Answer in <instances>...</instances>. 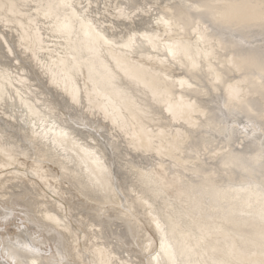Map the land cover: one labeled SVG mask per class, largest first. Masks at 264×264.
<instances>
[{"label": "bare ground", "instance_id": "1", "mask_svg": "<svg viewBox=\"0 0 264 264\" xmlns=\"http://www.w3.org/2000/svg\"><path fill=\"white\" fill-rule=\"evenodd\" d=\"M150 1L0 0L47 66L0 32V264H264V0Z\"/></svg>", "mask_w": 264, "mask_h": 264}, {"label": "rangeland", "instance_id": "2", "mask_svg": "<svg viewBox=\"0 0 264 264\" xmlns=\"http://www.w3.org/2000/svg\"><path fill=\"white\" fill-rule=\"evenodd\" d=\"M149 1L150 0H134V3H142V6L144 8H147V7H149V4H148ZM102 2H103V6L102 7L103 8L104 7L106 8V11H107L108 14H111L112 11L115 12V10L110 6V3L108 2V0H102ZM150 2H152V1H150ZM30 7H32V6H30ZM163 13H164V11H163ZM112 15H113V13H112ZM112 15H109V16L111 17ZM31 16H32L31 18H33L34 17V14H31ZM20 18L21 19H19V16H10L9 14H4L3 12H1V7H0V32L4 34V37L7 39V41L10 44H12L14 46V48L16 47L17 52L20 53L18 55L16 54L18 57H16V56H12L11 57V63L14 64V65H17V63L19 61H24L26 63L25 58L28 57L30 59V63L28 64L30 67L32 66V67H35V68H40V67L46 68L47 66H45L44 63H42L40 61L41 55L38 54V50L44 49V47H42L44 45V41L42 39L43 34H42L41 26H39L35 20H32L31 19L30 21H28L26 18H22V17H20ZM6 19H10L12 21V24L13 25H11V21L10 20L6 21ZM20 22H22V25H20ZM141 28H143V26ZM164 29H165V26L161 24L158 27V32L160 34H163L164 33L163 32ZM251 32H253V31H251ZM17 35H18V37H17ZM11 36H13L15 38V41H16V44L15 45L13 44L12 41H10V37ZM19 37H25L26 38L25 40L27 42H29V43L19 44L17 46V43L19 42V40H18ZM260 37H261V39L264 38L263 36H260ZM260 37H258V38L260 39ZM162 38H164V37H162ZM39 41H40V43L38 44ZM242 42H243V44L245 46H246V44H249V43H245L244 41H242ZM12 45L10 47H8L4 43V41L2 40V47H3L2 48V53H3V55H5V54L7 55L8 49L9 48H12L13 47ZM17 47L20 48L19 51H18V48ZM233 73H234V75H237L236 72H233ZM37 80L40 81L41 79L37 78ZM42 81H40L39 83H34V82L33 83L36 86H38ZM54 100L55 101H53V103L54 104L57 103V105H59V103L56 101L57 98H54ZM168 105L169 104L166 102V106H168ZM59 108H60V106H59ZM160 110L162 111V115L165 117V120L168 121L169 124L174 125V124L177 123L176 120L172 116H169L168 114H166V108H165V106L161 107ZM62 111H65V110L63 109ZM238 117H242V116L238 115ZM241 120L247 121V120H245L243 118H241ZM160 123H163V122L160 121ZM160 123L144 124V125L141 126V128H143V130L145 132L152 133L153 134L158 129V125ZM90 130L92 131L93 129H90ZM240 137H241V135L238 134V133H236V135H233L234 141L231 142L233 144V149H239V146H238L239 144L238 143L240 142L239 141V138ZM240 143H242V142H240ZM220 144L222 145L221 146V148H222V147H224L225 142H222ZM220 144H218V145L220 146ZM203 151H206V155H204V156H206V163H213V162H215V159H213V158H207V156L212 157V156L215 155V151H213V148L212 147L210 149L209 148L208 149H204ZM174 154L177 155V156H179V157H181L178 152H174ZM20 158H21V161L24 162V164L23 165L15 164V168L23 169V170L30 169V167H31V161L29 159L27 160V159H25L23 157H20ZM146 158L148 159L147 156L144 157V158L142 157V159H144L143 161L146 160L145 163H147V162L148 163H152V162H149V160H147ZM156 158H158L157 155L154 156L153 160H155ZM49 165H51V163ZM14 169H11V171L14 170ZM48 170H52L55 173H58L59 175L61 174L59 168L56 167L55 165H51L50 166V169H48ZM30 176L31 175H29V177ZM40 185L42 187H44L41 182H40ZM62 186H63V188L68 189V187H70L71 185L68 184L66 180H63L62 179ZM71 187L67 191H70L71 190V191H73L72 193H75L74 188L72 187L73 189H71ZM78 198H79V200H77ZM59 199H60V201L62 203L61 213L63 215H65V216H67L68 218L70 217L68 215V211H69L70 205H75L76 202H77V204H80L81 201H82L80 196L75 197V198H73L71 200H67L66 199V196L63 195V197H61ZM74 200H75V203H74ZM110 208H111V205L110 204H106L105 205V213L108 212ZM109 212L112 213L113 211L110 210ZM130 217H131L132 220H135L141 228H143L145 230V232L149 235L147 238L151 237L153 239V241L151 242L152 245L150 246L149 251H147L145 253L146 257H149L148 255L156 252L157 248L159 247V239H158L157 233L152 228V226L149 225V223L146 221V219L143 218L142 215L137 214V213H134V214L133 213H130ZM17 222H19V221H17ZM74 225H75V227H78L79 228V226L77 224H74ZM15 231H17V229L14 227V224H12V223H9V224L3 226L0 229V232H4V233H7L8 232L10 235L13 234ZM83 234H84V231L82 229L79 230V232H77V235L79 237L76 240V242L79 243L80 246H82L83 245V242L86 241V240L83 241ZM84 249L85 248H83L82 250H84ZM144 261L146 262L147 259L145 258ZM146 264H148V263L146 262Z\"/></svg>", "mask_w": 264, "mask_h": 264}]
</instances>
